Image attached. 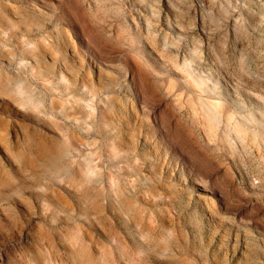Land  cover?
Returning a JSON list of instances; mask_svg holds the SVG:
<instances>
[{"label":"rangeland","instance_id":"374dc122","mask_svg":"<svg viewBox=\"0 0 264 264\" xmlns=\"http://www.w3.org/2000/svg\"><path fill=\"white\" fill-rule=\"evenodd\" d=\"M0 264H264V0H0Z\"/></svg>","mask_w":264,"mask_h":264},{"label":"bare ground","instance_id":"6f19581e","mask_svg":"<svg viewBox=\"0 0 264 264\" xmlns=\"http://www.w3.org/2000/svg\"><path fill=\"white\" fill-rule=\"evenodd\" d=\"M188 89L193 93L199 94V101H200V111H198V115L201 116L202 120L204 121V124L209 129L210 132L215 131L218 128V125L220 123V112L217 103L209 102L207 100L202 99V92H198L195 87L190 83L187 84ZM225 130L222 134V140L224 142L228 141V137L230 136L231 132L234 131L237 134H242L245 132L244 127L240 124L237 126L231 125V117L227 116L225 119Z\"/></svg>","mask_w":264,"mask_h":264}]
</instances>
